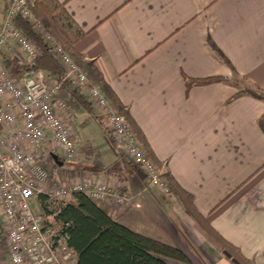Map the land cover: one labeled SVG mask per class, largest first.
I'll return each mask as SVG.
<instances>
[{
	"label": "crops",
	"instance_id": "1",
	"mask_svg": "<svg viewBox=\"0 0 264 264\" xmlns=\"http://www.w3.org/2000/svg\"><path fill=\"white\" fill-rule=\"evenodd\" d=\"M7 1L5 8L0 0V28ZM56 1L84 33L72 57L125 114L172 191L147 189L145 175L74 99L72 85H61L55 99L76 118L78 157L63 168L57 148L46 146L52 185L128 191L129 205H96L129 230L181 250L189 264H233L190 209L244 257L264 264V133L257 125L264 103L231 99L236 89L226 83L185 87V79L208 77L264 87V0ZM18 52L11 41L0 47L16 64ZM88 117L100 130L97 142ZM0 264H10L1 225Z\"/></svg>",
	"mask_w": 264,
	"mask_h": 264
},
{
	"label": "built area",
	"instance_id": "2",
	"mask_svg": "<svg viewBox=\"0 0 264 264\" xmlns=\"http://www.w3.org/2000/svg\"><path fill=\"white\" fill-rule=\"evenodd\" d=\"M18 16L34 25L63 68V81L84 95L124 157L145 175L147 189L169 196L172 190L162 169L150 158L125 114L113 107L82 66L36 20L25 0H10L0 28V47L13 42L21 53L19 65H33L38 50L15 27ZM60 86L41 70L13 76L0 59V225L10 264H77L68 243L70 226L56 220L52 203H64L76 193L95 204L110 199L119 206L129 205L132 198L126 190L100 183L52 185L51 167L44 162L46 146L51 142L67 161L78 157L76 118L55 99ZM41 196L46 198L47 210Z\"/></svg>",
	"mask_w": 264,
	"mask_h": 264
},
{
	"label": "trees",
	"instance_id": "3",
	"mask_svg": "<svg viewBox=\"0 0 264 264\" xmlns=\"http://www.w3.org/2000/svg\"><path fill=\"white\" fill-rule=\"evenodd\" d=\"M25 1L36 20L46 26V30L68 53L76 55L74 46L83 38L84 33L74 24L63 5L56 0ZM14 25L36 46L38 55L32 66H26L16 64L11 57L0 53L4 68L13 76H19L30 69L41 70L55 82L61 85H71L63 81V68L42 37L34 31V25L22 16L15 18ZM212 83H226L233 86L236 91L231 99L248 96L264 103V87H258L245 79L226 77L185 79L186 89ZM72 95L86 111L92 113L91 106L84 95L76 89H73ZM95 119L103 127L101 119L98 117ZM257 125L264 133V113L258 117ZM103 129L105 130L104 127ZM137 136L140 138L138 133ZM39 200L47 210L46 198L41 196ZM50 207L52 212L56 213L55 218L59 223L70 226L68 243L76 255L77 264H167V261L190 263L181 250L133 232L115 222L82 193L72 195L68 202L52 203ZM190 211L201 228L218 244L220 250L229 254L230 260L233 259L239 264H254L252 260L243 256L239 248L230 244L216 232L202 216L191 209Z\"/></svg>",
	"mask_w": 264,
	"mask_h": 264
},
{
	"label": "rangeland",
	"instance_id": "4",
	"mask_svg": "<svg viewBox=\"0 0 264 264\" xmlns=\"http://www.w3.org/2000/svg\"><path fill=\"white\" fill-rule=\"evenodd\" d=\"M1 2H2V4H4V6H5V8L7 7V5H8V1L7 0H1ZM41 23V22H40ZM44 27H46L43 23H41ZM46 29V28H45ZM50 33V32H49ZM51 34V33H50ZM52 35V34H51ZM53 36V35H52ZM54 37V36H53ZM19 53V52H18ZM70 54V53H69ZM19 56V55H18ZM20 61H21V56H20V59H19ZM88 119L89 120H91V130L92 129H94V131H93V133H94V135L93 134H91V135H89L90 137H91V139H92V141H94V142H97L98 141V137H102L101 136V133H100V130L98 129V125L97 124H95L94 122H95V120L93 119V118H90V117H88ZM87 119V120H88ZM82 135V134H81ZM82 139H83V136H82ZM107 139V138H106ZM108 140V139H107ZM93 145H94V143H93ZM58 154V156H59V158H60V160L61 161H64V163H63V168H67L68 166H69V164H68V161H65V159H63V157H62V155L60 154V153H57ZM71 199V197H67L66 199H65V202H68L69 200Z\"/></svg>",
	"mask_w": 264,
	"mask_h": 264
},
{
	"label": "water",
	"instance_id": "5",
	"mask_svg": "<svg viewBox=\"0 0 264 264\" xmlns=\"http://www.w3.org/2000/svg\"><path fill=\"white\" fill-rule=\"evenodd\" d=\"M52 158H53V160L56 162V164H58L59 166L62 165V162L58 160V156H57L56 154H53V155H52ZM223 254H224L227 258H230L229 254H227V253H223ZM231 261H232L233 264H239L237 261H235V260H233V259H231Z\"/></svg>",
	"mask_w": 264,
	"mask_h": 264
}]
</instances>
